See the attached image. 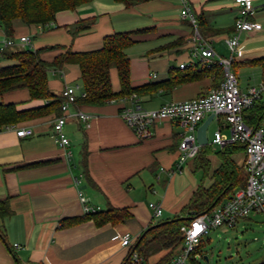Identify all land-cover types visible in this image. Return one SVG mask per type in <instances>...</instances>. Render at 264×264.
Returning <instances> with one entry per match:
<instances>
[{
  "label": "crops",
  "instance_id": "0c3cea01",
  "mask_svg": "<svg viewBox=\"0 0 264 264\" xmlns=\"http://www.w3.org/2000/svg\"><path fill=\"white\" fill-rule=\"evenodd\" d=\"M190 4L201 34L213 39L220 55L229 56L226 38L231 36L238 15L235 0H190ZM255 6V19L262 29L242 33L235 63L247 64L264 56V0H255ZM181 11L182 4L170 0H146L133 6L116 0H92L75 10L59 11L43 29L16 19L14 37L30 35L34 50L60 46L40 53L42 59L51 62L68 49L100 48L104 37L115 32L150 28L135 36V45L145 47L140 50L142 55L135 54V45L126 51L131 59V84L136 87L169 80L173 68L175 77L187 74L178 65L191 60L187 40L193 27L181 17ZM88 22L89 28L73 34L77 25ZM222 79L207 74L139 97L144 107L158 108L207 93ZM111 82L113 90L119 91L116 68H111ZM48 83L58 95L65 86L78 85L77 93L84 91L76 63L51 69ZM0 103H15L19 109H26L49 100L32 99L28 89L19 88L0 94ZM121 106L120 102L71 105L64 128L70 139L66 147L56 140L55 114L17 124L33 129L28 137L17 136L13 128L0 131V204L8 202L3 210L6 213L0 216V264H124L131 248L124 247L119 236L131 233L134 245L150 226L180 215L200 186L211 185L213 171L222 164L219 150L212 148L206 155L208 174L201 159L195 158L184 165L182 172L172 175L168 170L177 162L185 127L178 120H163L153 126L149 139L141 140L122 118ZM78 110L91 115L89 124L74 115ZM223 132L230 134L227 127ZM232 158L243 165L244 151L234 153ZM79 191L87 198L85 204ZM150 203L162 205L161 217H154ZM85 205L95 211L127 210L130 215L119 222L101 224L85 216ZM259 215L264 216L257 212L250 218ZM181 248L182 244L168 264ZM168 252L149 256L146 264L161 263Z\"/></svg>",
  "mask_w": 264,
  "mask_h": 264
},
{
  "label": "trees",
  "instance_id": "16d2710c",
  "mask_svg": "<svg viewBox=\"0 0 264 264\" xmlns=\"http://www.w3.org/2000/svg\"><path fill=\"white\" fill-rule=\"evenodd\" d=\"M92 0H0V26L8 36L14 37V20L20 19L27 25H40L43 28L55 20L56 14L62 10H75L79 6ZM126 6H133L146 0H116ZM200 19V18H199ZM202 20V19H201ZM200 20V21H201ZM90 22L77 25L73 34H77L90 27ZM200 29V24H199ZM151 31L143 28L132 31L115 32L105 36L100 48L86 51H71L61 53L51 62L41 58L40 53L48 48L60 46H46L38 50L24 48H9L3 52L6 59L15 61L12 65L0 66V94L19 88L29 90L32 99L49 100V103L19 109L15 103H0V127L17 125L19 123L41 117L44 115H62V104L65 100L62 94L58 95L51 91L48 83L49 71L53 68H62L66 63H76L81 70V80L85 97H78L75 104L86 106H98L109 102L110 99L121 98L131 94H150L161 87L173 88L175 84L202 77L214 75L223 77L222 69L213 65L210 68L197 70L186 68L187 74L181 78L174 76V68L171 69L173 76L166 81L147 83L141 86L131 84V59L127 49L135 45L138 34ZM250 64L259 65L263 69L264 82V56L255 58ZM118 71L120 90L114 91L111 82V68ZM248 124H257L264 119V107L256 104L246 113ZM212 145H203L196 159L202 161L205 172L209 173V161L206 155L211 153ZM238 151H244L240 144H227L218 151L222 164L212 173V183L209 187L200 186L193 194L189 204L180 215L175 216L173 221L148 229L144 236H140L131 250L143 255L145 258L160 252L169 250L168 254L159 264H168L176 249L183 243L184 234L182 225H187L197 215L210 212L221 200L231 197L236 190L246 185L247 177L244 164L239 165L232 155ZM220 197V199H218ZM8 208V202L0 204V216H3ZM130 214L127 210L111 208L108 211H95L86 213L85 216L96 219L97 223L108 221L119 222L126 219ZM168 219V220H172ZM201 244L197 250L199 252ZM131 253V252H130ZM196 263V258L192 261ZM124 264H131L130 257ZM264 264V261L257 263Z\"/></svg>",
  "mask_w": 264,
  "mask_h": 264
},
{
  "label": "built area",
  "instance_id": "2783aa9c",
  "mask_svg": "<svg viewBox=\"0 0 264 264\" xmlns=\"http://www.w3.org/2000/svg\"><path fill=\"white\" fill-rule=\"evenodd\" d=\"M235 2L238 6V15L235 18L231 36L226 38L230 55L223 56L215 50L213 39L205 38L201 34L198 17L190 0H181V17L192 25L193 31L187 40L191 60L181 62L178 67L201 70L213 65L219 66L223 71V79L217 88L189 100L166 103L151 109L145 108L140 97L135 93L109 100L111 103L122 104L120 110L122 118L141 140L149 139L153 135V126L163 120H178L185 127V133L179 143L177 162L174 168L168 170L172 175L182 172L184 165L198 156L202 145L197 141V129L210 114H214L213 118L219 122L222 118L226 125L219 126L212 139V145L223 147L227 144H240L244 146L246 185L218 207L208 213L195 216L189 224L181 226L184 234L182 248L169 264H187L196 258L202 238L209 234L211 229L221 226L234 228L241 218L250 217L257 212L264 214V119L257 124H248L245 116L249 109L264 100V82L243 90L240 87L239 77L233 69L236 54L240 50V36L244 32L261 30L262 24L255 19V0H235ZM40 27L43 29L42 26ZM0 31L3 32L0 36V66L6 49L19 47L34 50L30 35H21L17 38L8 36L1 26ZM78 89V85L65 86L62 92L65 98L62 104L64 113L57 116L54 121L56 140L63 147L70 145V139L64 129L68 121L66 112L76 103L78 97L86 96L85 91L77 93ZM74 115L89 124L91 115L87 112L78 110ZM225 127L230 130L229 135L224 134ZM3 128L15 129L17 136L21 138L33 134V129L25 126L7 125L0 127V131ZM76 182L78 183L79 180L77 179ZM79 197L85 204L87 198L82 191H79ZM150 207L154 217L162 216V205L150 203ZM84 210L87 213L95 212L86 205ZM119 238L124 247L132 248L134 238L131 233L127 232ZM130 262L146 264V258L134 250L130 255Z\"/></svg>",
  "mask_w": 264,
  "mask_h": 264
},
{
  "label": "rangeland",
  "instance_id": "374dc122",
  "mask_svg": "<svg viewBox=\"0 0 264 264\" xmlns=\"http://www.w3.org/2000/svg\"><path fill=\"white\" fill-rule=\"evenodd\" d=\"M173 1L182 4L181 0H170V2ZM134 47H137L133 49L137 56L143 54L140 51L145 48L143 45H135ZM14 63L13 60L3 58L1 66ZM172 64H175V61ZM233 69L238 73L240 87L243 90L263 81V69L259 65L235 63ZM258 104L264 107V100H261ZM145 108L151 109L149 106H145ZM220 122L225 123L222 118ZM221 123L214 120L209 125L208 138L210 143L214 138V132L219 129ZM212 147L214 151L221 149V146L215 144ZM198 254L195 264H257L264 261V216L241 218L234 228L221 226L211 229L209 234L202 238ZM187 264H192V262Z\"/></svg>",
  "mask_w": 264,
  "mask_h": 264
},
{
  "label": "water",
  "instance_id": "95a60500",
  "mask_svg": "<svg viewBox=\"0 0 264 264\" xmlns=\"http://www.w3.org/2000/svg\"><path fill=\"white\" fill-rule=\"evenodd\" d=\"M214 117V114H210L201 124L200 126L198 127L197 129V141L199 144H201L202 146L203 145H207L209 144V138H208V135H207V129H208V126L210 125L211 121H212V118ZM220 199V197L218 198ZM189 219H193V217H189ZM175 219H172V220H164V221H161L157 224H154L152 226H150L148 229L152 228V227H156V226H160V225H163V224H166L167 222L169 221H173ZM147 229V230H148ZM146 230V231H147ZM146 231L142 234V236L145 235ZM135 250V247L131 250V253ZM130 253V255H131Z\"/></svg>",
  "mask_w": 264,
  "mask_h": 264
}]
</instances>
